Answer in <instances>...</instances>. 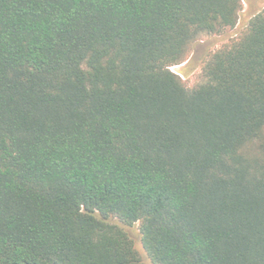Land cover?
I'll return each instance as SVG.
<instances>
[{
    "label": "trees",
    "instance_id": "16d2710c",
    "mask_svg": "<svg viewBox=\"0 0 264 264\" xmlns=\"http://www.w3.org/2000/svg\"><path fill=\"white\" fill-rule=\"evenodd\" d=\"M243 10L0 0V264H264V8L172 68Z\"/></svg>",
    "mask_w": 264,
    "mask_h": 264
},
{
    "label": "rangeland",
    "instance_id": "374dc122",
    "mask_svg": "<svg viewBox=\"0 0 264 264\" xmlns=\"http://www.w3.org/2000/svg\"><path fill=\"white\" fill-rule=\"evenodd\" d=\"M264 8V0H244V10L235 28L227 29L223 34L206 37L194 45L189 61L173 66V70L180 73L190 86L202 81V65L208 56L236 36L247 25L250 18ZM130 236L134 239L136 248L144 264H154L143 247L139 224L128 227Z\"/></svg>",
    "mask_w": 264,
    "mask_h": 264
}]
</instances>
